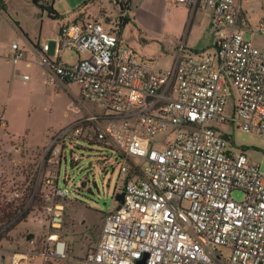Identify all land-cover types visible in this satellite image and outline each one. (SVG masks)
<instances>
[{"label": "built area", "instance_id": "built-area-1", "mask_svg": "<svg viewBox=\"0 0 264 264\" xmlns=\"http://www.w3.org/2000/svg\"><path fill=\"white\" fill-rule=\"evenodd\" d=\"M175 1L209 13L214 44L194 50L180 42L169 69L104 19L61 28L58 54L86 55L75 64L42 56L52 81L78 85L82 99L104 111L56 134L49 150L59 140L72 152L73 139L96 140L105 172L118 167L114 209L84 264H264V174L232 142L235 130L264 139V51L250 40L264 36V15L252 23L249 0ZM11 49L19 61L22 52ZM55 179L45 218L59 232L65 209L56 201L73 196ZM50 233L43 258L65 259L67 243ZM30 253H14L7 264H27Z\"/></svg>", "mask_w": 264, "mask_h": 264}, {"label": "rangeland", "instance_id": "rangeland-1", "mask_svg": "<svg viewBox=\"0 0 264 264\" xmlns=\"http://www.w3.org/2000/svg\"><path fill=\"white\" fill-rule=\"evenodd\" d=\"M37 1V5L52 17L55 9L67 17L83 10L84 13H80L75 23L104 19L113 24L114 31L122 35L125 43L155 60L158 69H169L171 66L172 57L165 49L174 45L173 34L171 31H161L159 20L157 24L156 21L140 17L137 9L140 7L137 5L139 0H134V5L132 0ZM5 3L8 5L7 12L0 10V103L8 106L6 118L9 131L0 111V200L2 203L16 201V206L25 204L30 212L28 219H31L29 225L21 224L12 230L0 243V249H4L8 258L14 253L32 251L26 261L28 264H84L85 257L95 250L100 239L103 216L114 209L113 194L119 188L118 167L115 166L114 172L112 167L105 172L96 146L100 144L96 140L88 144L82 138L73 139L76 147L73 152L68 146L69 140L67 145L59 140L50 150V145L42 148L50 140L51 144L61 129L74 127L78 123L75 121L86 116H101L104 111L96 104L84 101L79 95L78 85L52 81L50 69L40 63V55L37 61L30 59L32 67H24L22 63V69L14 68L8 59L13 44L20 48L37 47L40 40L41 43L48 41L53 48V38L58 36L59 28L57 21L42 13L32 0H6ZM252 5L254 9L250 16L253 19L255 13L264 11V0H256ZM168 12L176 24L178 11L170 7ZM250 40L264 51V36H253ZM53 53L52 50L47 56L53 58ZM75 59L73 53L64 56L68 65ZM24 75L29 80H24ZM232 134L235 147L247 148L251 159L260 165L264 174V139L237 130ZM55 150L61 154L55 155ZM74 155L80 159L76 164L73 163ZM58 161H62L59 171ZM56 175L59 177V187L73 196V200L56 201L61 202L65 209L64 226L59 232L53 228L49 231L45 218V208L51 204L46 199L53 192L48 181L56 184ZM66 175L69 178L67 181ZM82 183L86 184L85 187H82ZM233 196L239 201L243 199L241 192H235ZM0 218L3 220L2 214ZM3 224L1 222L0 227ZM32 224H38L39 229H30ZM49 232L58 234V240L67 243L65 259L43 258L42 254L50 252L51 245L47 241ZM32 240L36 241L35 247L30 244ZM6 259L3 262L0 256V264H7Z\"/></svg>", "mask_w": 264, "mask_h": 264}, {"label": "crops", "instance_id": "crops-1", "mask_svg": "<svg viewBox=\"0 0 264 264\" xmlns=\"http://www.w3.org/2000/svg\"><path fill=\"white\" fill-rule=\"evenodd\" d=\"M3 1L5 3L6 0H3ZM254 1H256V0H249L245 5V9L247 10L248 16L251 19L252 23L255 24L264 15V11L262 13H255V15H253V19H252L250 16V12H253L254 8L252 5V2H254ZM138 3H137V5H140V7L139 8L136 7V8L139 10L138 15L140 17L150 19V20L156 21V22L159 20L161 23L158 26H159V29L161 31H171L172 32L173 37H174V45L168 46L167 49H165L166 52L169 55H171L172 62L175 59L177 46L179 45L180 42H184V44L188 48L194 49V50H204V49H207L214 44V35L211 32V30L209 29V23H210L209 13L203 12V11H196V12L194 11L193 12L188 6H186L184 4H178L175 0H143V1L139 0ZM132 4L134 5V0H132ZM5 5H6L7 10H8V5L6 3H5ZM35 5H37V4H35ZM133 5L129 11V20L130 21H131L130 12H132L131 10L133 8ZM37 6L40 8L39 5H37ZM86 6H87V4H86ZM53 7L55 9V2H53ZM170 7H175L176 11H178L177 15H178L179 19H176L177 25L173 23L174 18L168 12V9ZM0 10H1V8H0ZM40 10L42 11V13H47L49 18L55 20L47 11H45L41 8H40ZM54 12H56L57 14L60 15V18L56 20L59 29H58V36H54V38H53V40L55 42L54 47L52 48L48 41H44L41 43L40 40H38V42H37V47H35L32 43L31 44L34 47L20 48L18 46V48L22 52L23 56L17 62H15L12 59L13 51L11 49V53L8 56V59L13 63L14 68L18 69L19 67H21V69H22V66H21L22 63H24V67H27V68L32 67V63H31L30 59L31 60L34 59L37 61V58L39 57V55H40V63H41L42 56L43 55L47 56L52 50L54 51V53H53L54 55H53V58H51V59H53V60L58 59L59 61L63 62L64 64H68L67 62L64 61V56L66 53H73L76 56V59L74 61H72L71 64H75L79 60L80 57L82 58V56H84V57L86 56L85 54H76L70 50H64L60 55L58 54L59 36H60L61 28L63 26H66V25L75 24L77 17L80 15V13H84V11L82 10V12H80L79 14H75L72 17H67L62 12L56 11V9ZM85 21H87V20H85ZM158 22H157V24H158ZM78 23H80V22H78ZM189 23H190L189 30L187 31V26L189 25ZM124 28H123V30H124ZM122 33H123V31H122ZM120 37L122 39V35ZM46 40H51V39H46ZM43 45L49 46V50L46 53L42 52L41 47ZM155 65H156V61H155ZM46 67H48V66H46ZM162 70H165V69H162ZM23 79L29 80V77L27 75H24ZM51 80H52V76H51ZM54 81H59V80L54 79ZM66 85H68V84H66ZM79 95H81L80 92H79ZM0 106H1L0 111L2 112V114L4 115V118L7 121V128L9 131V123H8L7 118H6V111H8V106H6V104H1V103H0ZM84 118L85 117L75 121L74 123L79 122V121L83 120ZM72 125H70V126H72ZM65 128H67V127H65ZM65 128H63L61 130H64ZM9 135H10V133H9ZM50 141L48 142V145L43 147L42 149H45L46 147H48L50 145ZM30 219H31V217L29 219H27L28 222L27 221L22 222L21 224H26V225L28 224L29 225ZM30 229L37 230V229H39V226H38V224H32L30 226ZM0 256H1L3 262H5L4 260L6 258H7L6 260L8 262L9 258H8V255L4 253V249H0Z\"/></svg>", "mask_w": 264, "mask_h": 264}, {"label": "trees", "instance_id": "trees-1", "mask_svg": "<svg viewBox=\"0 0 264 264\" xmlns=\"http://www.w3.org/2000/svg\"><path fill=\"white\" fill-rule=\"evenodd\" d=\"M33 2L37 4L38 1L33 0ZM0 8L1 10L7 12V7L3 0H0ZM53 18L57 20L60 18V15L54 12ZM190 23L187 26V31L189 30ZM4 199L6 200V198ZM15 203L16 201L2 203L0 200V214L3 215V220L0 218V223H4L0 227V243L5 240L8 234L18 225L22 222H26L30 215L29 210L25 208V204L16 206Z\"/></svg>", "mask_w": 264, "mask_h": 264}, {"label": "water", "instance_id": "water-1", "mask_svg": "<svg viewBox=\"0 0 264 264\" xmlns=\"http://www.w3.org/2000/svg\"><path fill=\"white\" fill-rule=\"evenodd\" d=\"M85 183L82 184V187H85ZM117 201H119L120 203H123L124 202V194H121V195H118L117 196ZM141 263H144V261H142Z\"/></svg>", "mask_w": 264, "mask_h": 264}]
</instances>
